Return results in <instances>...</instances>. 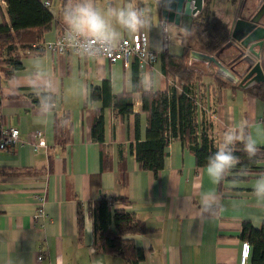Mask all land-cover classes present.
Wrapping results in <instances>:
<instances>
[{
    "label": "crops",
    "instance_id": "0c3cea01",
    "mask_svg": "<svg viewBox=\"0 0 264 264\" xmlns=\"http://www.w3.org/2000/svg\"><path fill=\"white\" fill-rule=\"evenodd\" d=\"M43 1L50 2L56 17L43 41H53L65 31L61 0ZM163 1L143 0L151 9L152 29L142 33L153 49V42L164 40L162 26L167 23L171 39L165 51L176 56L188 54L190 64V51L199 50L196 43L191 46L187 42L197 15L185 16L180 24L166 22L161 12ZM114 2L123 4L125 0ZM97 3L103 7L107 0ZM228 16L230 20L223 19L233 31L239 17L249 19L252 15ZM257 18L264 24V15ZM257 50L264 70V44ZM165 51H156V61L145 67L137 57L127 66L124 61L90 59L71 50L62 54L27 52L12 78L0 76V126L18 128L21 139L11 150L0 149V264H56L57 257L63 264L240 263L244 222L254 227L264 223V203L253 192L255 179L264 174V158L253 167L232 170L220 184L209 180L205 165H198L195 152L180 137L169 142L164 167L157 174L138 162L136 143L147 138L148 115L143 91L136 88V75L139 79L148 70L155 78L154 91L172 87L177 97L182 92L181 82L163 71ZM231 54L228 49L223 59ZM191 66L198 72L207 70L194 88L200 129L211 123L210 131L219 146L225 129L242 127L264 148V101L239 85L220 88L214 65ZM38 71L54 77L55 107L48 114L32 97L45 91L42 84L47 77L41 78ZM104 80H110L114 94L134 92V109L122 115L105 107L104 141L99 142L93 138L92 126L103 102L90 100V92ZM33 82L36 87L31 86ZM38 131L40 135H36ZM41 138L45 145L38 144ZM205 191H214L219 197L211 214L199 211L200 193ZM39 194L45 196L41 205ZM103 199L111 206L110 228L114 227L115 209L134 213L150 228L147 233L123 236L122 246L142 250V260L134 262L94 245L95 214ZM40 206L47 215L44 226L34 222ZM41 249L43 261L38 260Z\"/></svg>",
    "mask_w": 264,
    "mask_h": 264
},
{
    "label": "trees",
    "instance_id": "16d2710c",
    "mask_svg": "<svg viewBox=\"0 0 264 264\" xmlns=\"http://www.w3.org/2000/svg\"><path fill=\"white\" fill-rule=\"evenodd\" d=\"M233 4L243 0H231ZM66 0H61V8ZM61 9V11H62ZM55 15L43 0H0V76L10 79L22 67V56L27 52H43L39 44L44 40L55 20ZM230 25L213 7V0H205L203 10L193 19L190 35L187 39L199 50L213 54L224 46L231 38ZM163 71L173 80L182 84V92L177 97L175 88L170 91L143 92V107L148 115L147 138L137 141L136 156L140 166L152 170L156 174L164 167L169 142L180 137L195 152L197 163L204 166L207 158L215 153L214 134L210 131L212 124L200 129L197 114L196 84L207 75V70L198 72L188 63V54L176 56L165 51L163 53ZM136 88L138 76L136 75ZM214 78L220 88L238 86L223 76L214 72ZM246 90L264 101V82L251 85ZM33 100L39 103L36 94ZM90 100L102 101L103 107L96 111L92 135L95 141H104L105 107L111 106L122 115H128L134 109V92L114 94L110 80H104L101 86L92 87ZM247 132V131H246ZM248 135V133H246ZM235 155L240 162L233 170L253 167L259 159L264 158V148L254 158H249L242 150L243 145H236ZM124 200V199H121ZM95 214L94 245L105 252H119L128 259L138 262L144 258V253L134 247H123V236L126 234L147 233L148 228L134 213L123 209H115L114 227L110 228L111 206L106 199L98 204ZM81 229V228H80ZM241 237L251 245V264H264V223L254 227L250 222H244Z\"/></svg>",
    "mask_w": 264,
    "mask_h": 264
},
{
    "label": "clouds",
    "instance_id": "9594fccd",
    "mask_svg": "<svg viewBox=\"0 0 264 264\" xmlns=\"http://www.w3.org/2000/svg\"><path fill=\"white\" fill-rule=\"evenodd\" d=\"M62 21L65 34L60 46L70 47L79 55L90 59L111 55L119 48L125 34L134 36L152 29L151 9L144 6L143 0H125L123 4L107 0L103 7L98 5L97 0H66L62 9ZM163 31L166 32L167 28H163ZM147 44L145 38V46ZM152 47L162 53L166 44L160 39L153 42ZM37 75L47 77L42 84L45 91L38 97V107L48 114L55 107L54 77L50 72L43 71H38ZM31 86L36 87V83L33 82ZM137 86L144 93L152 92L155 86L153 74L148 70L143 71ZM67 124V120L63 122V125ZM238 143L243 145L242 150L249 158L256 157L260 152L256 139L246 135L244 128L225 129L217 150L207 158L204 166V172L213 184H220L240 162V158L235 155ZM253 192L257 200L264 203V174L255 179ZM200 199L201 213L211 214L219 205V197L214 191L201 192ZM9 264L12 262L9 261ZM56 264H63L61 257H57Z\"/></svg>",
    "mask_w": 264,
    "mask_h": 264
},
{
    "label": "water",
    "instance_id": "95a60500",
    "mask_svg": "<svg viewBox=\"0 0 264 264\" xmlns=\"http://www.w3.org/2000/svg\"><path fill=\"white\" fill-rule=\"evenodd\" d=\"M194 1V7H191ZM204 0H164L161 12L164 20L180 24L185 16L197 15L203 10ZM258 15L250 18L239 17L236 21L230 40L218 51L209 54L200 50L190 51L191 65L217 67L218 74L238 83L242 88L264 82V70L259 60L261 53L258 48L264 44V24ZM232 49L229 59L223 54Z\"/></svg>",
    "mask_w": 264,
    "mask_h": 264
},
{
    "label": "built area",
    "instance_id": "2783aa9c",
    "mask_svg": "<svg viewBox=\"0 0 264 264\" xmlns=\"http://www.w3.org/2000/svg\"><path fill=\"white\" fill-rule=\"evenodd\" d=\"M46 6L50 7V2H45ZM167 22V21H166ZM167 28V31H163L164 34V42L167 45L170 42L171 35L168 28V24L165 23L162 26L163 28ZM65 31L58 35V37L53 41H43L39 44V47L43 51H52L55 53H65L66 51H74L70 47L60 46V42L64 37ZM145 38L147 36L144 33L134 35L132 37H125L121 41L119 48L114 51L111 55L105 56L104 58L108 59L110 62L114 63L117 61H124L125 65H130L131 59L133 57H137L140 61L142 67H145L148 64L153 63L157 59V53L152 48H150L149 44L145 46ZM148 41V38H147ZM75 52V51H74ZM36 135H40L38 131ZM20 130L16 127L10 126H0V149L1 150H11L16 147L20 143ZM39 145H45V141L43 138L38 143ZM37 199L39 204L41 205L45 201L44 195H37ZM47 215L42 206L38 207L36 212L34 213V222L39 226H44L46 224ZM251 255V245L248 241H243L241 244V252H240V263L239 264H248V260ZM38 260H44V250L41 249V253L38 255Z\"/></svg>",
    "mask_w": 264,
    "mask_h": 264
},
{
    "label": "rangeland",
    "instance_id": "374dc122",
    "mask_svg": "<svg viewBox=\"0 0 264 264\" xmlns=\"http://www.w3.org/2000/svg\"><path fill=\"white\" fill-rule=\"evenodd\" d=\"M237 5L231 3L230 0H213V7L217 14L226 20H230L228 15L235 13L239 16L264 15V0H243L241 4Z\"/></svg>",
    "mask_w": 264,
    "mask_h": 264
}]
</instances>
